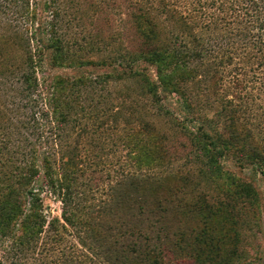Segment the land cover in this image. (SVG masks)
I'll list each match as a JSON object with an SVG mask.
<instances>
[{"label": "trees", "instance_id": "trees-1", "mask_svg": "<svg viewBox=\"0 0 264 264\" xmlns=\"http://www.w3.org/2000/svg\"><path fill=\"white\" fill-rule=\"evenodd\" d=\"M8 1L27 23L0 28V264L260 263L247 246L264 233V108L255 107L264 103V0H192L193 14L173 4L165 21L149 0H124L137 49L98 59L61 30L65 0ZM19 98L41 99L42 119L69 128L56 145L70 128L98 133L113 122L132 168L106 197L84 202L78 147L57 160L23 143L11 107ZM177 134L190 142L183 163ZM40 177L60 217L48 220Z\"/></svg>", "mask_w": 264, "mask_h": 264}, {"label": "rangeland", "instance_id": "rangeland-1", "mask_svg": "<svg viewBox=\"0 0 264 264\" xmlns=\"http://www.w3.org/2000/svg\"><path fill=\"white\" fill-rule=\"evenodd\" d=\"M91 0H83L82 7L79 6L76 0H65L63 4V12L60 18L61 30L66 34L72 43H76V48L82 47L83 55H87L88 58L98 59L105 56L108 57H121L126 49L135 50L137 49V40L132 22L128 16L131 10L129 3L124 0H94L93 4ZM125 3H124V2ZM143 1V0H142ZM156 1V3H154ZM161 0H149L144 1L145 4L154 5L157 9V13L162 15V21H165L167 16V10L173 7V4L178 7L179 11H185V13H194V3L192 0H163V4L159 7L157 3ZM35 0H30L31 7L34 6ZM82 4V1H81ZM166 4V5H164ZM168 8H165V7ZM10 7L11 10H8ZM14 6H10L8 0L0 1V28L8 30H22L26 26V19L21 15L20 10ZM167 9V10H165ZM166 23V22H165ZM173 28L168 24L167 29ZM167 31V30H166ZM96 35L99 37L106 38V44L102 42H94L92 38ZM92 42L93 44L91 45ZM59 72H70V69L61 70ZM200 89H193L194 95H196ZM197 97V96H195ZM33 103H28L22 99H16L15 105H11L15 119L19 120L21 126V133L19 139L25 143V139L30 140L39 147H42L41 151L47 150L55 152L56 159H60L62 152H68V148L78 147V151L81 154V160L83 169L85 170L84 175L80 177V183L83 185L84 199L89 203H97L100 199L106 197L103 190L107 185L116 181L120 176L123 169L132 168V160L129 154V150L125 147L123 142V134L120 133L119 128L116 129L115 124L110 122L106 124L102 132L98 133H81L79 128L71 131L70 134H64L65 137H69L65 140L62 139L61 144L64 146L56 145L60 144L62 134L68 133L64 128V131L58 133L53 130L48 124L51 119H42V110L44 103L39 98H34ZM175 99H170L166 102V105L170 109H175L178 106L175 105ZM256 109L260 113L263 112L264 103L260 99L256 101ZM144 104V101H143ZM180 113V111H178ZM257 113V112H256ZM212 115V114H211ZM161 123L167 124L170 133H175L172 127H170V120L168 118L160 119ZM159 121V122H160ZM50 122V123H51ZM189 124V123H188ZM90 129V128H89ZM60 135V136H59ZM182 134H177L178 144L181 147L180 161H185V156L189 152L190 142ZM177 144V145H178ZM70 149V148H69ZM80 150V151H79ZM67 158H65L66 160ZM227 165H231V161H225ZM235 169V166H234ZM238 172L241 171L237 168ZM246 176H250L249 172H244ZM252 176V175H251ZM259 178V189L264 197V183ZM80 184V185H81ZM38 188H43V202L45 207V214L48 216V220L52 217H60L62 214L63 205L58 197L52 194L47 186L43 183V178L40 177L37 183ZM93 189V191L91 190ZM99 189V190H97ZM264 203V201H263ZM185 227H191L194 225V220H187L184 222ZM264 224V215H263ZM247 235H251L252 231L247 229ZM253 235V234H252ZM249 236L248 238H250ZM248 250L254 258L258 259L261 257V261L258 264H264V233H259L257 236L250 238L248 241Z\"/></svg>", "mask_w": 264, "mask_h": 264}]
</instances>
